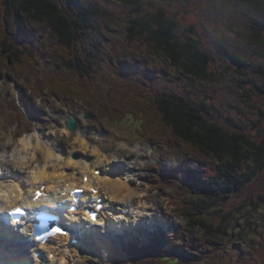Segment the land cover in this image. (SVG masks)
<instances>
[{"label":"rangeland","instance_id":"374dc122","mask_svg":"<svg viewBox=\"0 0 264 264\" xmlns=\"http://www.w3.org/2000/svg\"><path fill=\"white\" fill-rule=\"evenodd\" d=\"M140 1H144L142 8L151 3L155 7H162L169 16L173 12L176 13L174 18L179 26L175 34L182 40L191 39L204 55L209 56L206 67L209 77L201 81L192 75L184 74L178 67L169 65L162 59L157 50L148 43L149 41L130 40L124 25L127 22L129 7L132 5L125 0H78L81 5L96 10L93 21L98 27L97 30L89 26L83 27L82 37L77 45L85 53L93 50L100 58L97 60V74L87 81V87H99L100 84L103 92L112 84L122 90L134 84L140 87L142 92L181 94L187 100L199 103L201 107L205 106L207 119L229 133L235 131L243 133L244 139L248 143L250 141L251 146H258L261 151L259 168L257 172L252 171L253 174L251 173L245 181H241L242 186L239 187V191H230L231 186L226 182L232 177L226 178V182L224 179H219V182L227 185L228 188L222 187L217 193L209 191V197L215 199V204L212 206L205 202L198 207L197 212L206 216V221H211L212 226L226 227L224 230L226 235L212 233L213 237L209 238L216 248L211 249L212 246L208 244L210 242L203 240V248L193 252H203V255L199 253L198 259L194 256V264H248L249 260H251L250 264H264V248L258 247L259 242L264 243L262 209L264 208L262 199L264 198V56L257 54L264 53V47L249 44L246 37L249 25L255 21L264 23V15L238 0ZM55 2L62 7L66 5L67 9L68 6H75L70 5L69 0H55ZM16 17V14L10 10L6 15L8 25L25 26L35 47L42 50L43 57L31 66L32 80L8 78L0 73V103L4 108L2 112L0 111V115L7 118L4 124L3 119L0 118V162H8L7 167L6 164L1 166L4 168V174L0 167V182L7 185L10 177L13 176V171L17 170L21 175H28L32 170L33 166L20 168L16 163V160L22 156L34 155L31 146L23 148L22 143L20 146L22 138L37 133L46 142H49L47 141L49 138H53L52 145L60 155H70L74 159L73 155L76 153L77 158H91L89 152L91 149L81 151L74 146L79 144L78 137L81 135L88 142L89 147H97L107 166L113 164L116 170L122 173H126L123 169L129 167L130 180L134 184H139L143 192L137 193L136 199L133 198V207L137 208L135 211L139 214L134 216V219L130 217V223H122L123 226L119 224V220H125V217H119L117 214L115 222H109L108 216H105L98 221L100 223L98 226H93L94 224L88 226L93 236H103L105 232L115 234L113 237L117 244L114 242L111 246L114 253L99 257V252H95V256L90 251L89 240L84 238L80 250L76 251L78 260L74 264H115V259L127 264L128 260L123 252L125 247L123 248L122 244L138 241L140 245H145L149 243L153 234L159 232L163 234L165 243L170 245L172 243L168 241L172 237L173 240L180 242L179 237H174L176 229L187 243L194 241L200 245L201 242L194 240L199 230L190 227L181 211L188 203L186 194L190 190L189 183L196 182L195 184L198 185L199 179L204 181L210 175L208 159L203 156L199 161L196 159V154L193 158L190 155L191 151L187 150L184 142L178 137L175 138L176 136L171 144L172 147L167 148L160 137L152 136L148 132L143 134L137 127V132L145 138L139 136L141 141L136 140L132 135L136 125L130 120L125 121V126H112L102 121L103 117L97 116L102 122L98 121L91 109H85L73 100H50V96H39L26 89L25 82L34 83V80H40L39 76L45 71L61 73L62 68L53 58V38L47 28L31 20H26L24 24L19 23ZM262 36L264 37V31ZM130 60L135 62L129 63ZM133 98L135 99L134 96ZM138 100L144 103L140 108V114H137L139 120L150 121L153 126L163 130L164 126L156 120L154 114L149 112L147 116L144 112L147 99L138 96ZM118 109L119 112L124 110L128 114L135 110L128 106ZM12 112H15L20 119H24V124L27 121L26 126L19 128L8 122L15 117ZM30 117L33 120L28 119ZM69 117L77 120L75 132L66 128L65 120ZM163 132L167 135L172 134L169 129ZM31 139L34 143L36 137L30 136L25 140L30 142ZM251 146V150L255 153V149ZM149 148L151 155H147L145 151ZM243 151L248 153L245 148ZM185 158L187 160L181 163L179 169L165 162V160L182 161ZM220 165L225 167L226 164L221 162ZM157 166L171 171L170 176H177L176 182L179 185L168 182L162 187V183L157 182L156 177L152 176L156 174ZM98 168L101 169V165H97L96 169ZM213 168L216 169L217 166ZM248 168L245 163L238 161L235 173L231 175L234 179H242V174ZM146 176L149 177L150 182ZM131 181L130 184L134 186ZM193 196L194 199L201 201L205 199L197 194ZM115 203L118 205L117 201ZM119 204L122 205L121 202ZM229 212L232 215L231 219ZM103 226L107 228L114 226V229L106 231ZM116 227H121L122 232H118L120 230ZM192 250L188 246H185L183 251L181 248L183 253ZM133 255L132 253L131 256ZM254 257L255 260L258 258L256 262ZM14 259L15 257L11 260ZM168 262L172 263V261L157 260L155 264H168ZM179 263L182 264V261L179 260ZM24 264H28L27 259Z\"/></svg>","mask_w":264,"mask_h":264},{"label":"trees","instance_id":"16d2710c","mask_svg":"<svg viewBox=\"0 0 264 264\" xmlns=\"http://www.w3.org/2000/svg\"><path fill=\"white\" fill-rule=\"evenodd\" d=\"M125 1L132 5L129 7L127 22L124 25L130 40L134 42L149 41L148 43L157 50L162 59L169 65L178 67L184 74L192 75L201 81L209 77L210 74L206 71L209 56L204 55V52L191 39L182 40L175 34L179 26L174 18L175 12L169 16L162 7H155L151 3L142 8L141 5H144V1ZM238 1L245 2L254 11L264 15V0ZM69 3L75 6H68L67 9L66 5L62 7L55 0H0V73L8 78L20 80L30 78L32 80L31 66L36 60L38 62L43 57L42 50L35 47L25 26L8 25L6 15L11 10L16 14L19 23L24 24L31 20L43 24V27L47 28L53 38V58L62 68L61 73L45 71L39 76L40 80L36 79L35 81L34 77V83L32 81L25 82L24 85L28 87L26 88L29 91L39 96H50V99L53 100H74L81 107L91 109L95 116L106 118L113 123H121L128 117L136 122L143 134L148 132L152 136L160 137L167 148L172 147L171 144L176 136L175 138H180L179 140L184 142L186 149L191 151L190 155L193 158L196 154V159L201 161V158L205 156V159H208L210 175L204 181L199 179L198 185L195 184L196 182L189 183L190 190L186 194L188 203L182 207L181 211L190 227L199 230L194 240L201 244L198 245L194 241L187 243L179 235L178 229H176L174 237H179L180 242L173 240L172 237L168 241L172 243L170 245L165 243L162 233L152 235L146 245H140L137 241L127 244V254H130L129 264H155L157 260L172 261L171 264H180L179 260L182 261V264H194L199 253L203 255V252L194 253L193 251L203 248V240L209 241L208 244L213 249L216 247L209 238L213 237L212 233L226 235L224 232L226 227L212 226L211 221H206V216L197 212L198 207L205 202L212 206L215 204V199L209 197V191L217 193L222 187L231 186L229 187L230 191L238 192L239 187L242 186L241 181L249 178L252 171L257 172L261 151L257 148L258 146H251V142L248 140L249 144L244 139L243 133L239 131L229 133L215 122L207 119L205 106L201 107L199 103L189 101L181 94L142 92L141 88L134 84L127 86L125 90L112 84L103 92H101L100 84L99 87H87V81H90V78L93 79L97 74V60L100 58L95 55L93 50L85 53L77 45L80 43L83 27L89 26L93 30H97L98 27L93 21L96 10L81 5L78 0H69ZM249 26L246 36L248 43L264 47V37L262 36L264 23L255 21ZM257 54L264 56V53ZM138 96L144 97L148 101L143 108L147 116L149 112L154 114L156 120L164 126L163 130L169 129L171 135H167L161 128L153 126L150 121L139 120L137 114H140V108L144 103L138 100ZM124 106L135 110L133 113L129 112L130 114L125 113L124 110L119 112L118 108L124 109ZM250 146L255 149V153ZM244 148L248 153L243 151ZM238 161L249 166L248 170L242 174V179H234L231 175V173H235ZM221 162L226 164L225 167L220 165ZM213 166H217V168L214 169ZM170 172L164 168H156V174L152 176L156 177L157 182L162 183V187L168 182L179 185L176 182L177 176H170ZM228 177L232 178L226 182L225 179ZM219 179H224L228 186L222 185ZM195 194L205 197L204 201L194 199L193 195ZM262 199L264 201V198ZM262 209L264 212V208ZM228 214L231 219L232 215L230 212ZM263 244V242H259L258 247L263 249ZM185 246L191 247L193 250L183 253ZM132 253L133 256H131ZM194 256H196L195 259ZM257 260L258 258L255 260L254 257V262ZM250 262L251 260L248 261V264ZM115 264L124 263L117 260Z\"/></svg>","mask_w":264,"mask_h":264},{"label":"bare ground","instance_id":"6f19581e","mask_svg":"<svg viewBox=\"0 0 264 264\" xmlns=\"http://www.w3.org/2000/svg\"><path fill=\"white\" fill-rule=\"evenodd\" d=\"M110 134H113V132H110ZM133 135L136 138L139 136L137 132H134ZM30 136L32 138L36 137L34 143L32 142V139L30 140V142L28 140H25L28 139ZM52 140L53 138H49L47 140L49 142H46L43 139H41L40 134L37 133L30 134L29 136H26L25 138L21 139L20 146L21 143L23 148L31 146V151L34 153V155L33 156L29 155L28 157L22 156L20 157L19 160L18 159L16 160L17 161L16 163L19 164L20 168L29 167V166L30 167L33 166V168L32 170H30L31 172L29 173V175L26 174L27 176L21 175V172L16 170L19 175L18 177L20 179H18V181L15 183L11 182L10 184L3 185L2 182H0V209L8 211L17 204H26L29 207L36 208L39 207L43 201H46L47 203L50 204V206H52V208L50 207V209H54L55 206L54 203L56 202H61V203L64 202L65 204V201H72L67 205H74V207L76 208L71 213H73L74 215H78L76 216V218L75 216L72 218L76 219L77 221H80L81 220L80 216H85L87 219V225L85 227L86 231L85 230L83 231L79 239V247L76 245L69 244V241L74 237L73 236L74 234L73 235L68 234L65 236L58 235L52 238V240L50 241L52 244H50L49 250L52 249V251L54 252L53 257L50 259L45 258V261H47L49 264L76 263L78 260L77 258L78 253H76V251L80 250L79 248L82 245V241L84 238L89 240L91 245L90 251L95 256H96L95 252H99V257L104 255H109L110 253H114V251H112L111 249V246H113L114 242L117 244L115 238L113 237L115 236V234L111 235L105 232L103 236H98V235L93 236L91 234L93 232L92 231L89 232L88 229L89 224L90 225L94 224L93 226H98L100 223L98 222V219L96 220V223L91 222L88 218V215L85 214V212L84 213L82 212V209L83 207H86L90 204L92 198L102 197V200L104 201L102 202V207L98 212L99 220H101L100 217L108 216L109 212L107 210H109L112 212L113 215L116 213L118 214L117 216L119 217L120 216L125 217V220L124 219L119 220L118 222L119 224L125 222L130 223V217L134 219V216L139 214V212L137 213L135 211L137 208L135 209V207H133L134 205V203L132 202L133 198L136 199L135 198L137 197L136 194L139 192L142 193L143 189L141 190L139 184L138 185L136 183L134 184L130 180V174L128 173L129 167L123 169V171H126L127 173L126 174V173H122L121 171H117L115 165L113 164L107 166L105 162H103V160L105 159L101 157L97 147L96 146H93L92 148L89 147L88 142L81 135L78 137L79 144L74 146L75 148L81 149V151H86L87 149H91L89 150L92 156L91 158H86V157L77 158L78 155L76 153L73 155L74 159H72L70 155L69 156L60 155L57 152V150L54 149L52 145ZM76 140L74 142L75 144H76ZM38 151L40 152L39 154L37 153ZM3 164L4 165L6 164L5 167L8 166L7 165L8 162L5 161L4 163L0 162V167ZM97 165H101V169L98 168V170L100 171L99 176L94 173ZM1 168L2 171L4 168L3 167ZM68 168H72V169L68 171L67 170ZM157 168L160 169L161 167L157 166ZM12 170L13 169H10V171ZM2 173L4 174V170ZM84 176H87L86 177L87 181H83ZM146 178L150 180L149 177L146 176ZM24 179H26L27 181H24ZM130 181L134 184V186L130 184ZM59 183H62V185L59 186L60 185ZM42 184L45 185L42 195L41 197H39L37 202L34 203L32 202L31 197L34 195V191L37 190L36 185L40 186ZM74 187H78V188L80 187L83 190L82 191L83 196L80 198L81 200L80 202H75L76 201L75 195L74 194L72 195L70 193V191ZM92 187H94L98 191L97 192L98 195H95L94 193L90 192V188ZM57 189H60L59 190L60 192ZM61 192H64L65 194L61 195L60 194ZM116 201L118 205H116L115 203ZM119 202H121L122 205H120ZM52 211L56 213L54 210ZM2 218H7V219L4 220L3 222H0V236L3 237V241L0 243V249H2V247L4 248L8 247L9 241L12 240L15 242L21 236L19 234L20 233L19 229L13 222L10 221L9 217L2 215ZM110 218L113 222H115L114 220L115 216L113 218L110 215ZM73 219H67L65 221L66 223L71 224L72 232L79 233V225L74 223ZM12 224H14L15 226H12ZM123 225L124 224H122V226ZM103 228L104 230L108 231V230H113L114 226L110 228L103 226ZM118 229L120 230L118 232H122L123 230L121 229V227ZM25 235L26 238L28 239L29 235L27 233ZM122 247L123 248L125 247L124 249L123 248L122 249L128 260L127 264H129L130 254H127V243L122 244ZM43 248L46 249L45 247ZM49 250L47 251V253L51 252ZM56 252H58L57 255ZM12 258L13 257H11L10 259ZM10 259H8L3 254L2 256L0 255L1 264H21V260H26L27 258L21 260L18 258H15L14 260H10ZM117 260L120 261V259H115V262ZM27 262L28 264H33L32 262H30V260H27ZM35 264H38L37 260H35Z\"/></svg>","mask_w":264,"mask_h":264},{"label":"clouds","instance_id":"9594fccd","mask_svg":"<svg viewBox=\"0 0 264 264\" xmlns=\"http://www.w3.org/2000/svg\"><path fill=\"white\" fill-rule=\"evenodd\" d=\"M133 62H135V60H130L129 61V63H133ZM146 151V154L147 155H151V149L149 148V149H146L145 150ZM120 161V160H119ZM124 162V161H123ZM165 162L169 165V166H171V167H176V166H178L179 164H181L182 163V161H180V160H165ZM193 164H194V162H193ZM128 166H132L131 164H128ZM0 211H3L2 209H0Z\"/></svg>","mask_w":264,"mask_h":264},{"label":"water","instance_id":"95a60500","mask_svg":"<svg viewBox=\"0 0 264 264\" xmlns=\"http://www.w3.org/2000/svg\"><path fill=\"white\" fill-rule=\"evenodd\" d=\"M67 127L70 131H74L76 129V122L73 118H70L68 121H67Z\"/></svg>","mask_w":264,"mask_h":264},{"label":"snow or ice","instance_id":"6c2138e0","mask_svg":"<svg viewBox=\"0 0 264 264\" xmlns=\"http://www.w3.org/2000/svg\"><path fill=\"white\" fill-rule=\"evenodd\" d=\"M76 191L79 192V191H83V190H82V189H76ZM37 195H39V193H37ZM16 211H17V212H21L22 209H19V208H18V209H16ZM60 231H61V230H60L59 228H53V232H54V233H59Z\"/></svg>","mask_w":264,"mask_h":264}]
</instances>
